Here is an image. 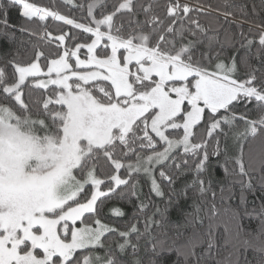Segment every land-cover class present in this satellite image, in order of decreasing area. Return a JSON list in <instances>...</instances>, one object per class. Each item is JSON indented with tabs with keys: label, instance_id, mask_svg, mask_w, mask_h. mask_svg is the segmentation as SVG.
Listing matches in <instances>:
<instances>
[{
	"label": "snow or ice",
	"instance_id": "1",
	"mask_svg": "<svg viewBox=\"0 0 264 264\" xmlns=\"http://www.w3.org/2000/svg\"><path fill=\"white\" fill-rule=\"evenodd\" d=\"M63 2L86 8L87 22L30 0H0V264H141L136 224L120 231L86 218L136 194L134 174L157 181L152 165L172 146L169 130L182 131L176 141L187 152L204 147L200 126L209 137L228 115L264 120V0H253L251 15L223 0L234 10L206 22L210 13L185 0ZM49 19L79 31L52 36ZM30 24L55 41L54 53L21 58L17 33L38 35ZM81 33L84 43L76 42ZM157 140L168 145L162 153ZM153 225L146 216L144 238Z\"/></svg>",
	"mask_w": 264,
	"mask_h": 264
},
{
	"label": "trees",
	"instance_id": "2",
	"mask_svg": "<svg viewBox=\"0 0 264 264\" xmlns=\"http://www.w3.org/2000/svg\"><path fill=\"white\" fill-rule=\"evenodd\" d=\"M30 2L40 7L54 8L79 22H87L86 8L82 13L66 5L63 0ZM74 2L87 5L96 0ZM185 2L210 13L201 16L202 22L221 16L225 8L234 10L225 5L223 0ZM252 2L235 0L237 5L246 4L250 15ZM111 3L112 0H108V8H111ZM255 3L259 5L260 0H255ZM139 19H143V16ZM234 19L242 21L243 17L237 15ZM12 22L17 25L22 22L16 17L15 10ZM45 23L49 24L48 31L52 36L61 34V30L69 35L79 31L51 19ZM29 28L37 31L38 35L29 37L17 33L18 38L25 41L21 45L22 59L27 60L36 50L46 54L55 52V41L39 38L43 33L40 25L30 24ZM87 35L81 33V39L76 42L84 43ZM65 44L72 46L67 40ZM60 52L63 53V46ZM85 52L82 50L80 54L85 56ZM53 58L56 57L49 56V60ZM46 63L41 61L42 66ZM249 118L237 119L228 115L209 137L204 127L200 126L201 134L196 142L201 140L204 147L196 151L189 148L187 152L178 149L158 165L153 172L157 179V190L145 174H134L130 183L135 184L133 191L136 194L126 191L121 198L107 200L101 205L99 216L86 218V222L95 226L94 221L99 218L102 223L118 227L120 231L136 224L141 233L135 239L145 245L137 249L141 264H264V120ZM171 133L172 130H169L170 139L182 137V131L179 135ZM166 146L163 141L157 140L156 151L161 152ZM174 160L180 161L179 167L175 169ZM165 168L171 177L162 180L159 172ZM117 210H122L124 215H116ZM146 216L154 217V225L144 238ZM104 239L123 242L114 233H106Z\"/></svg>",
	"mask_w": 264,
	"mask_h": 264
},
{
	"label": "rangeland",
	"instance_id": "3",
	"mask_svg": "<svg viewBox=\"0 0 264 264\" xmlns=\"http://www.w3.org/2000/svg\"><path fill=\"white\" fill-rule=\"evenodd\" d=\"M85 54H86V52H85ZM80 58H81V59H84L85 56H83V55L80 54ZM74 60H75V58H73V60L70 61L71 63H73V66H74ZM41 66H42V64H41ZM42 68H43V70H44L45 72L47 71V68H46V67L42 66ZM169 139H170V138H169ZM171 140H173L171 148L167 149L165 152H164V150L161 151L160 153H162V152H164V153L159 154V155H160V159L157 161L156 164H153V165H152L153 172H154L155 168H156L158 165H160L161 163L165 162V161H166V160H167V159H168V158H169V157H170V156H171L176 150H178V149H183L182 146H178L181 142H180V141H176V140H179V139H171ZM166 148H168V145L166 146ZM167 157H168V158H167ZM166 158H167V159H166ZM140 173H143V172H140ZM143 174H145V175L147 176V178L151 181L152 187L155 188V189L157 190V189H158V186H157V184L155 183L156 181H153V180H152L151 173H143Z\"/></svg>",
	"mask_w": 264,
	"mask_h": 264
}]
</instances>
